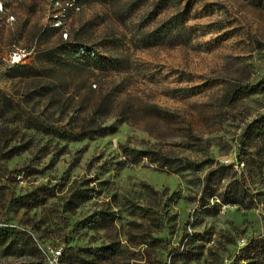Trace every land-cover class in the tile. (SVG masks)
Returning a JSON list of instances; mask_svg holds the SVG:
<instances>
[{"label":"rangeland","instance_id":"1","mask_svg":"<svg viewBox=\"0 0 264 264\" xmlns=\"http://www.w3.org/2000/svg\"><path fill=\"white\" fill-rule=\"evenodd\" d=\"M121 2L130 9L128 20L99 3L73 10L61 0H0V107L10 111H0V230L20 237L0 244V264H253L249 247L264 236V174L247 175L255 207L206 210L200 181L209 166L184 174L147 160L122 166L121 147L244 169L252 152L245 131L252 121L264 120V92L248 93L232 105L225 96L232 87L264 81V0ZM177 11L187 15L189 44L131 47L135 33L159 29ZM143 18L147 24L138 32ZM53 26L58 33L51 32L41 48L84 27L99 41L116 32L128 43L131 66L124 82L116 76L108 82L120 80L137 105H157L156 115L188 119L201 152L184 150L180 139L165 132L151 135L115 120L108 124H116L117 132L106 137L75 142L49 133L69 127L71 115L36 98V84L22 71L34 62L25 47L35 50V34ZM36 196L43 204L35 206Z\"/></svg>","mask_w":264,"mask_h":264},{"label":"trees","instance_id":"2","mask_svg":"<svg viewBox=\"0 0 264 264\" xmlns=\"http://www.w3.org/2000/svg\"><path fill=\"white\" fill-rule=\"evenodd\" d=\"M61 1L69 3L73 10L76 7L83 8L89 3L110 5L117 8L123 21L128 20L130 15V9L123 5L121 0ZM180 1L175 0L173 4H180ZM5 8H8L7 4ZM146 24L147 18H143L139 26L141 30L138 32H142ZM157 29L150 33H135L134 39L130 40L131 47L133 49H150L158 45L174 47L179 44L187 45L192 40V31L187 26V15L184 11H177L173 18ZM58 31L59 27L53 26L35 34L36 37L33 39L35 50L25 47L27 58L32 54L34 62L32 65H24L22 71V77L36 84L33 87L36 98L44 100L54 112L57 110L61 114L71 115L72 123H69V127L66 125L61 129L52 127L49 133L75 142L106 137L117 132L116 124H108L110 120H115L116 123L142 126L151 135L154 131L165 132L171 139H180L178 146L184 150L201 152V146L197 143L198 136L188 119L180 115H156L159 110L157 105L149 103L137 105L134 100L125 96L126 89L119 84L120 80L108 82L110 77L115 76L124 82L131 66L128 43L114 37L116 32L109 33L110 39L99 41L93 36V31L89 32V29L84 27L73 34H67V39L61 36L58 43L41 48L48 42L49 34ZM20 37L22 35L17 34V43ZM2 51L3 40L0 37V53ZM104 82L114 85L113 89L105 90ZM257 92H264V81L255 86L232 87L231 94L225 96L226 104L232 105L246 94ZM2 106L0 111H3V115L9 114L7 107ZM243 140L247 142L246 145L252 152L244 161L245 167L240 172L232 165H222L213 159L200 161L188 157H172L161 149L144 150L128 146L121 147V156L124 158L121 165H136L147 160L148 163L157 164L160 169L174 174L203 172L204 167L209 166V170L200 181L201 207L209 210L210 206L214 209L224 205H236L251 209L256 206L257 200L247 175L254 170L264 174V120L249 123ZM21 149L17 147L14 150L17 151L16 154H20ZM33 200L35 206H39L45 199L36 196ZM212 200L215 202L213 206L210 202ZM9 239L13 244L20 240V237L10 229L0 230V244L5 246ZM249 250L250 258L254 260L253 264H264V236L251 243Z\"/></svg>","mask_w":264,"mask_h":264},{"label":"built area","instance_id":"3","mask_svg":"<svg viewBox=\"0 0 264 264\" xmlns=\"http://www.w3.org/2000/svg\"><path fill=\"white\" fill-rule=\"evenodd\" d=\"M57 255L59 256L60 255V252H57Z\"/></svg>","mask_w":264,"mask_h":264}]
</instances>
